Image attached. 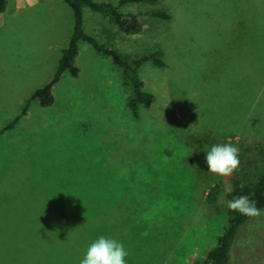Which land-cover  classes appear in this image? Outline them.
<instances>
[{"label":"rangeland","instance_id":"374dc122","mask_svg":"<svg viewBox=\"0 0 264 264\" xmlns=\"http://www.w3.org/2000/svg\"><path fill=\"white\" fill-rule=\"evenodd\" d=\"M120 10L139 14L140 32L87 7L84 30L129 60L158 51L163 66L148 60L138 70L153 101L133 116L121 68L79 41L78 75L65 71L52 105L31 100L0 134V264H80L100 236L123 242L126 264H195L227 224L234 180L263 170L264 17L249 25L250 7L234 0ZM72 29L65 0H7L0 127L52 78ZM238 131L253 135H229ZM219 143L240 150L229 177L207 168L205 151ZM214 182L221 191L211 205ZM230 264H264V211L241 226Z\"/></svg>","mask_w":264,"mask_h":264},{"label":"trees","instance_id":"16d2710c","mask_svg":"<svg viewBox=\"0 0 264 264\" xmlns=\"http://www.w3.org/2000/svg\"><path fill=\"white\" fill-rule=\"evenodd\" d=\"M156 0H118L117 3L109 1L96 0H65L73 13V29L68 45L62 49L61 57L58 61L55 73L52 78L42 87L37 88L30 96L22 112L12 119L6 121L0 127V134L13 128L21 115L26 113L28 104L33 99H38L41 106H50L54 103L53 85L61 78L65 71L72 76H77L79 68L75 65V57L78 54L79 41L84 40L90 43L93 48L108 56L121 68L122 83L129 91L126 97V106L133 116L138 117L142 106L148 107L153 101V94L143 89V81L139 77V67L142 63L152 60L156 65L163 66L162 59L157 57L156 52L145 54L131 60L123 57L120 52L105 42L99 41L94 35L84 30V9L87 7L94 11L111 16L113 22L120 30L126 34H136L142 29V22L138 13H124L120 7L129 2H155ZM7 0H0V13L4 11ZM150 14L169 18L166 12L150 11ZM262 172L253 181L234 180L230 189V200L239 195H250V198L256 201L257 207L264 209V166ZM244 187L241 188L240 185ZM221 186L219 182H214L206 195L207 203L215 205L217 195L220 194ZM227 224L218 236L214 245L208 247L205 254L195 264H230L232 257V248L236 241L237 234L242 225H244L252 216L242 215L239 212L227 210Z\"/></svg>","mask_w":264,"mask_h":264},{"label":"clouds","instance_id":"9594fccd","mask_svg":"<svg viewBox=\"0 0 264 264\" xmlns=\"http://www.w3.org/2000/svg\"><path fill=\"white\" fill-rule=\"evenodd\" d=\"M208 171L221 177H229L240 167V150L232 143L214 144L205 151ZM244 187L243 184L240 185ZM227 207L233 212L246 216H259L262 210L250 195H239L228 201ZM128 251L123 242L112 237L100 236L87 248L80 264H126Z\"/></svg>","mask_w":264,"mask_h":264},{"label":"crops","instance_id":"0c3cea01","mask_svg":"<svg viewBox=\"0 0 264 264\" xmlns=\"http://www.w3.org/2000/svg\"><path fill=\"white\" fill-rule=\"evenodd\" d=\"M234 2L236 3H241V5L243 7H250V21H249V25H256L257 22H259L260 20L263 19L264 17V0H234ZM3 15V12L0 13V21H1V17ZM84 15V13H83ZM84 25V24H83ZM252 32V31H251ZM262 33H257V32H252L251 35L252 36H256V35H260ZM229 135H238V136H242L243 138H247L250 135L253 134H249L248 131L246 132H235V133H231ZM225 136V134H224ZM228 136V135H226Z\"/></svg>","mask_w":264,"mask_h":264}]
</instances>
